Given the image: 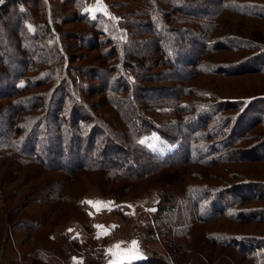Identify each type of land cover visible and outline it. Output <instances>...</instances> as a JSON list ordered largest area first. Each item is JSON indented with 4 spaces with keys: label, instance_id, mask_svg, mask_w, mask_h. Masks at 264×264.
Returning <instances> with one entry per match:
<instances>
[{
    "label": "rangeland",
    "instance_id": "1",
    "mask_svg": "<svg viewBox=\"0 0 264 264\" xmlns=\"http://www.w3.org/2000/svg\"><path fill=\"white\" fill-rule=\"evenodd\" d=\"M5 1L0 0V5ZM61 1L45 0L47 9L44 12L46 19L52 24V31L57 34L64 32L67 36L68 51L75 58L74 66H100L103 58L99 53L89 49L84 41L80 45L78 40L72 37V33H79L80 30L90 26L83 25L79 21L60 24L64 17L73 13L68 6L63 7ZM143 1L91 0L86 12L90 18L102 20L103 27L112 36L119 35L120 39L127 40L128 34L132 35L130 40L132 47L126 52L128 55H135L136 66L140 64L139 71L150 80L144 84L152 88L147 91L137 90L138 94L148 100L144 103V106L147 104L145 116L155 126L156 131L161 126L162 130L173 136L165 139L155 130L151 131L144 137L143 142L147 143L153 152L157 155L170 154L175 150L179 151V148L184 149L186 144H217L215 140L222 138L218 136L211 140L199 139L200 141L194 143L187 140L188 138L185 139L186 132L179 124L182 123L181 119H187L195 114L186 110L190 105L214 109L215 104H218L221 108V111L216 112L215 121L208 123L203 131L198 130L194 134L196 132L206 134L212 126L220 128L225 125L223 121L228 122L238 113L240 115L243 105L231 108L235 106L234 103L249 102L244 114L248 110L250 116L257 115L263 119L257 126L252 123L251 128L239 127L240 129H237L233 136L236 137L239 132L246 130L245 139L234 145L229 150L230 153H225L226 150L222 151L224 153L219 160L207 166L197 163L172 166L150 173L142 180L133 178L135 180L132 181L124 178L110 181L102 171L91 172L85 169H79L67 177L56 172H41L36 168L18 170L15 164L0 162V190L5 191L4 198L9 196L8 204L12 208L11 212H8V219L11 224L20 222L21 228L24 227L22 223L25 218L30 216L29 213L40 216L39 214H43L47 208H54L51 202L44 204L37 201L51 184L55 186L58 181L66 177L69 181L68 185H62L64 200L55 206L57 209L49 215L42 227L32 231L19 229L18 225L13 227L10 243L8 242L3 248L2 264H43L41 260L32 259L33 255L29 257L28 254L31 252L44 254L46 259L61 264H113L114 261L120 263L141 261L147 256L158 259L161 264H264L263 243L255 241L243 243L238 239L239 235L264 238V21L225 9L226 4H231L234 8L242 4L243 0H224L219 8L196 2L193 6L195 11L204 14L214 12L213 18L216 17V20H213L206 16L201 20L202 22L196 21L201 19L200 16L176 13L172 8L164 5L163 2L166 0H149L158 7L156 11L159 13L176 16L173 21H168V26H175L176 29L183 26L202 32L204 27L212 23L211 27L214 29L215 26V30L211 35L209 34V42L231 31L252 38L258 43L257 47H260L247 52L218 50L201 54L202 57H199L197 65L192 67L182 65V72L179 71V75H185L187 69L191 72L183 80L175 81L170 78L180 79L172 76L173 72L177 75V71L171 68L170 70L160 59L161 53L154 49L155 41L159 40H156L157 37L146 26L148 23L143 18L149 12H155L156 8L146 6ZM260 1L264 2V0ZM135 8L138 10L134 11ZM14 12L16 10L9 6L0 16L1 45L13 44L10 35L14 34L13 25L19 11ZM188 16H193V19ZM37 20L42 22L43 18ZM190 20H194L195 24H187ZM56 22L59 24L56 25ZM114 29L116 32L113 31ZM188 48L186 46L185 50ZM246 55L255 57L254 62L247 65L256 67L263 65L262 72L243 71L237 75L218 73L217 68L220 66L238 69L234 64ZM111 64L113 62L109 63L112 67ZM131 76H134V73H131ZM85 79L89 83L93 80L99 82L94 76ZM53 86L54 84L48 85V90ZM159 86L162 90L154 89ZM35 90H43V87ZM82 91L77 88L76 91L70 92L73 97L79 99ZM85 99L97 114L98 119L95 120L103 127L110 128L109 131L119 141L118 134L121 136L122 131L119 127L120 120L102 95L91 94L88 100L86 96ZM7 102V100L0 101V129L2 127L7 129V125L15 121L14 119L16 122L12 124L21 126L25 122L24 119L28 118L17 114L16 109L10 107L9 110ZM68 105L63 108V112ZM126 108L129 110V106ZM38 113L43 114L42 111ZM104 114L107 115L103 119ZM62 118H67V114L64 113ZM114 120L118 127L114 125ZM231 130L232 125L229 124L225 132ZM95 134L100 144L102 135ZM99 144L96 147H99ZM38 145L42 147L40 153L47 148L43 142H39ZM126 152L128 153L118 154L130 157L135 155L130 148H127ZM43 154L45 155L44 152ZM171 158L181 163L178 154ZM138 169L148 170L149 165L141 164ZM205 185L229 188V192L223 197V207L227 212L212 220L200 216L201 210L210 202L209 197L204 193L196 192L194 197H197L200 203L193 204L192 197L184 196L188 187L204 190ZM160 192L163 204L173 206L174 234L169 238L162 237L160 229L152 221L156 205L161 198ZM164 198L169 199L164 200ZM3 216H7L6 211L3 212ZM4 218L0 217V250L6 227ZM224 233L227 239L221 237ZM233 235H236L235 241L231 240ZM173 242L181 245L180 251L173 249Z\"/></svg>",
    "mask_w": 264,
    "mask_h": 264
},
{
    "label": "trees",
    "instance_id": "2",
    "mask_svg": "<svg viewBox=\"0 0 264 264\" xmlns=\"http://www.w3.org/2000/svg\"><path fill=\"white\" fill-rule=\"evenodd\" d=\"M90 1L62 0L63 7L68 6L73 10V13L64 17L60 22V24H66L71 21H79L83 25L90 26L86 27L85 30H80L79 33H72V37L76 38L80 45L84 41V44L89 49L97 51L99 56L103 58L100 66L87 67L74 66L73 59L75 58L68 51L67 36L64 32L57 34L52 31V24L46 19L47 16L44 12L47 9L45 0H6L0 5V16L3 15L9 6L16 12L19 11L13 25L14 34L10 35L13 39V44H0V101L7 100L9 110L11 108L16 109L17 114L28 117L22 118L25 122L21 126L13 125L12 123L16 122V119H14L15 121L7 125V129L3 127L0 129V162L15 164L18 170L36 168L41 172H56L67 177L79 169H85L91 172L102 171L104 176L110 181L124 178L132 181L135 179L142 180L144 177L149 176L150 173L172 166H186L188 163L207 166L211 162L219 160V157L223 156L224 152L222 151L226 150L225 153H230L231 151L229 150L234 145L245 139L246 130L239 132L236 137L233 136L235 131L240 129L239 127L246 126L251 128L252 123L257 126L260 120L263 119L257 115L250 116L247 113L248 110L244 114L249 102L234 103L235 106L231 108L243 105L241 116L238 113L230 121H223L225 125L220 128L212 126L211 129L207 130L208 133L206 134H203V132L194 134L195 131H203L208 123L215 121L216 112L217 110L221 111V108L218 104H215L214 109L207 106L192 107L190 105L186 110H190L191 113L195 112V114H192L187 119H181L182 123L179 125L183 126V131L186 132V138L184 135L183 137L185 139L188 138L187 140H190L191 143L200 141L199 139L211 140L218 136H222V138L215 140L217 144H186V147L184 149L179 148V151L175 150L170 154L157 155L149 148L147 143L143 142V139L145 140L144 137L155 130V126L145 116L147 104L144 106V103H147L146 101L148 100L143 95L138 94L137 90L147 91L152 90V88H148L144 84V82L147 83L150 80L147 79L149 78L148 76L139 71L140 64H138V67L136 62H134L137 59L135 55H128L126 52L132 47L130 41L132 35L129 33L127 40L120 39L119 35L112 36L103 27L102 20L90 18L86 12V7ZM198 1L204 5L221 7L224 0H166L163 3L176 13L200 16V20L194 19L196 21H201L206 16L212 19L214 12L204 14L195 11L196 9L193 6ZM143 2L148 7L156 8L155 12H149V14H146L147 16L143 17L148 23V25H146L147 23L144 25L149 27L154 36L157 37L156 40H163L162 43L154 40V49L161 53L160 59L165 66L177 71V75L173 72L174 75L172 76L180 79L170 78L171 80H183L191 70L187 69L185 75H179L178 72H182L181 68L183 66L192 67L197 65L200 60L199 57H202L201 54L218 50L247 52L260 48L257 47L258 43L252 38L240 33H232L231 31L222 36H217L209 42V34L211 35L212 31L215 30V26L214 29L211 27L212 23L204 27L202 32L183 26L178 29L174 28L175 26H168V21H173L176 17L175 15L159 13L156 11L158 7L154 3L149 0L148 2L146 0ZM241 3L234 8L231 4H226L225 9L235 11L248 18L264 21L263 1L243 0ZM136 10L138 9L135 8L134 11ZM188 17L193 19V16ZM40 18H43L42 22H38L37 19ZM194 20L185 22L187 24H195L193 23L195 22ZM213 20H216V17ZM55 24L59 23L56 22ZM113 31L116 32L115 29ZM185 45L189 47L187 50H185ZM29 46H31L30 49ZM254 58V56L246 55L243 59L240 58L237 64H234V67L238 69L220 66L217 71L218 73L231 75H237L243 71L262 72L263 65L257 67L247 65V63L254 62ZM111 62H113L111 64L112 67L109 66ZM131 73H134V76H131ZM90 76H94L100 84L95 82V80L92 83L87 82L85 77ZM50 84H54V86L51 90H48L47 86ZM42 87L43 90H35ZM77 88L84 91L80 93L79 99L73 97L70 92L71 90L76 91ZM154 89L162 90L161 86ZM97 93L102 95L109 107L117 114V119L120 120L119 127L122 131L120 132L121 136L118 134L120 137L118 138L119 141L109 131L110 128L103 127L100 122L95 120L97 114L92 110L90 103L85 101V96L88 100L91 94ZM30 98H32L31 101L28 100ZM66 105H68V108L63 112V108L65 109ZM127 106H129V110L126 108ZM41 111L42 115L38 113ZM64 113L67 114V118L63 119L62 115ZM106 115H103V119ZM115 123L117 122L114 120V125L117 126ZM229 124L232 125V130L231 132H225ZM197 126L199 127L196 128ZM160 127L157 128V131L155 130L158 135L165 139L173 137ZM194 128L196 129L193 130ZM95 133L102 135L100 144ZM204 136L207 138H203ZM39 142L47 145L46 150L45 146H43L45 155L43 152L40 153L42 147L40 148L38 145ZM97 144H99V147H96ZM127 148H130L135 153L134 157L118 154L120 152L128 153L126 152ZM177 154L181 163H177L178 160L171 158ZM141 164L145 166L148 164L149 169L143 170L144 172L139 171L138 168ZM67 177L62 178L55 186L51 184L50 188H48L49 190L47 189L37 199L39 203H53L54 208H47L43 214H39L40 216L29 213L30 216L25 218L22 223L24 227L22 228L32 231L42 227L47 222L49 215L57 209L55 206L64 200L62 185H68ZM228 189L227 187L212 185L208 187L205 185L204 190L198 187H188L184 196L192 197L193 204L198 202L197 197H194L196 192H199V194L204 193L205 196L209 197L210 202L205 205L207 208L205 207L201 210L200 216L212 220L227 212L226 208L223 207V197L229 192ZM2 190L4 191L3 188ZM4 192L0 190V217H5L3 220L6 221L2 248L0 250V264L4 262L2 259L4 255L3 248L8 242L10 243L13 227L18 225L19 229H22L19 225L20 222L16 224L9 222L8 212H11L12 208L8 204L9 196H6L5 199ZM161 195L160 192L161 198L156 205L152 221L160 229L163 234L162 237L169 238L171 234H174L172 232L174 231L172 230L173 206H165ZM167 199L169 198H164V200ZM230 207H232V204ZM198 209H200L199 205ZM4 211H6L7 216H3ZM216 213L217 215L215 216ZM222 235L223 239H227L226 233ZM231 238V240L235 241L236 235ZM238 239L243 243L255 241L264 244V238L239 235ZM171 246L173 247L172 244ZM173 249L180 251L181 245L174 243ZM29 254V257L33 255L32 259L41 260L43 264H61L60 262L55 263L46 259L44 254H32V252ZM18 258L21 259V256L18 255ZM119 264H161V261L147 256L146 259L141 261L121 262Z\"/></svg>",
    "mask_w": 264,
    "mask_h": 264
},
{
    "label": "crops",
    "instance_id": "3",
    "mask_svg": "<svg viewBox=\"0 0 264 264\" xmlns=\"http://www.w3.org/2000/svg\"><path fill=\"white\" fill-rule=\"evenodd\" d=\"M110 259V258H109ZM112 259H114V258H112ZM122 261V260H121ZM120 263V261H118V262H116V261H114L113 262V264H119Z\"/></svg>",
    "mask_w": 264,
    "mask_h": 264
},
{
    "label": "snow or ice",
    "instance_id": "4",
    "mask_svg": "<svg viewBox=\"0 0 264 264\" xmlns=\"http://www.w3.org/2000/svg\"><path fill=\"white\" fill-rule=\"evenodd\" d=\"M99 203H103V202H99ZM135 244V242H133ZM118 247V246H117Z\"/></svg>",
    "mask_w": 264,
    "mask_h": 264
}]
</instances>
